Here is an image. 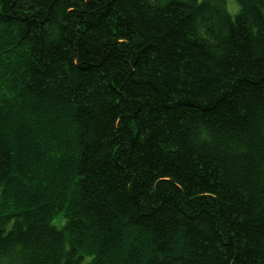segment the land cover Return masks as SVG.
Instances as JSON below:
<instances>
[{
  "label": "trees",
  "instance_id": "1",
  "mask_svg": "<svg viewBox=\"0 0 264 264\" xmlns=\"http://www.w3.org/2000/svg\"><path fill=\"white\" fill-rule=\"evenodd\" d=\"M235 2L0 0V264H264V0Z\"/></svg>",
  "mask_w": 264,
  "mask_h": 264
},
{
  "label": "rangeland",
  "instance_id": "2",
  "mask_svg": "<svg viewBox=\"0 0 264 264\" xmlns=\"http://www.w3.org/2000/svg\"><path fill=\"white\" fill-rule=\"evenodd\" d=\"M227 8L232 16H236L239 11V6L236 4L235 0H227ZM55 223L57 224V221Z\"/></svg>",
  "mask_w": 264,
  "mask_h": 264
}]
</instances>
